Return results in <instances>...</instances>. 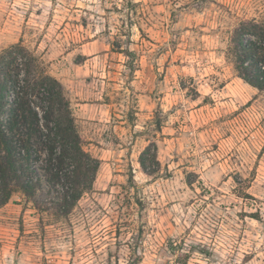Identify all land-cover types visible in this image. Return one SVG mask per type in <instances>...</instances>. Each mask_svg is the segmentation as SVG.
I'll return each instance as SVG.
<instances>
[{
  "label": "rangeland",
  "instance_id": "rangeland-1",
  "mask_svg": "<svg viewBox=\"0 0 264 264\" xmlns=\"http://www.w3.org/2000/svg\"><path fill=\"white\" fill-rule=\"evenodd\" d=\"M132 1L136 12L0 0V51L21 42L60 81L99 161L67 217L44 180L42 210L21 194L0 208V264H174L190 245L209 254L188 264H264V91L225 54L238 19L264 20V0ZM118 40L138 57L133 78ZM151 142L160 169L148 176L138 158Z\"/></svg>",
  "mask_w": 264,
  "mask_h": 264
},
{
  "label": "trees",
  "instance_id": "trees-1",
  "mask_svg": "<svg viewBox=\"0 0 264 264\" xmlns=\"http://www.w3.org/2000/svg\"><path fill=\"white\" fill-rule=\"evenodd\" d=\"M124 6L127 11L136 12L132 0H124ZM130 44V40H118L112 46L126 58L124 65L133 78L139 60ZM225 54L238 79L259 92L264 91V20L238 19L230 31ZM138 163L146 175L158 174L160 163L155 143L143 149ZM98 167L99 161L83 149L60 81L21 42L1 50L0 208L14 194H21L25 202L42 210L36 196L44 180L61 187L53 209L55 215L67 217L92 189ZM250 217L260 221L258 213ZM192 253L209 254L203 247L190 245L182 254L183 259L178 258L174 264H188ZM139 263L137 259L130 264Z\"/></svg>",
  "mask_w": 264,
  "mask_h": 264
}]
</instances>
